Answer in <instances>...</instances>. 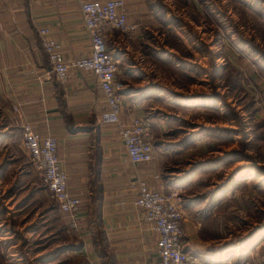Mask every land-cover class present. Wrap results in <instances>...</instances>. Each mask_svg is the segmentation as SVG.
<instances>
[{
  "label": "crops",
  "instance_id": "1",
  "mask_svg": "<svg viewBox=\"0 0 264 264\" xmlns=\"http://www.w3.org/2000/svg\"><path fill=\"white\" fill-rule=\"evenodd\" d=\"M79 1L0 0V196L7 191L5 202L13 199L5 175L12 167L22 171V153L26 151L21 145L20 123L27 122L40 134L51 133L56 139L66 188L80 200L76 230H70L67 214L49 197L72 236L69 242L76 245L72 249L78 251L84 264H149L157 258V234L134 203L137 180L161 190L183 189L184 183L192 182V176L186 179L181 170L173 169L179 160L171 154L190 153L201 144L200 137L193 138L184 149L166 143L177 137L168 132L167 117L163 116L172 100L169 92L186 86L175 80L176 72L182 74L186 69H176L174 63L171 6L174 9L175 3H180L199 12L197 0L166 1L165 7L160 0H123L132 28L127 32L104 29L105 44L116 61L119 119L127 124L136 118L143 121L152 144L151 159L135 163L127 158L117 124L101 121L105 101L94 75L69 67L64 80L56 79L41 47L37 28L46 26L65 59L89 53ZM30 168L41 182L32 165ZM44 192L48 194L46 188ZM194 194L189 191L182 205L183 248L200 259L223 262L222 250L210 251L208 247V242L217 239L208 236L206 227L210 214L203 205L209 196L195 201V205L191 201ZM6 231L3 229L0 237L8 239L11 232L1 234ZM13 258V264H24L20 258Z\"/></svg>",
  "mask_w": 264,
  "mask_h": 264
},
{
  "label": "rangeland",
  "instance_id": "2",
  "mask_svg": "<svg viewBox=\"0 0 264 264\" xmlns=\"http://www.w3.org/2000/svg\"><path fill=\"white\" fill-rule=\"evenodd\" d=\"M161 1L165 7L172 0ZM197 5L199 12L180 3L170 10L174 63L186 69L175 80L186 86L169 92L163 116L177 138L166 143L184 149L201 139L190 153L171 154L179 160L173 169L193 179L174 190L181 208L189 191L195 192L194 203L209 196L203 205L210 214L206 227L217 239L208 247L220 248L225 264H264V0ZM22 155V171L12 167L5 175L13 199L5 202L7 191L0 196V232L11 234L0 237V264H13V257L24 264H84L29 156Z\"/></svg>",
  "mask_w": 264,
  "mask_h": 264
},
{
  "label": "built area",
  "instance_id": "3",
  "mask_svg": "<svg viewBox=\"0 0 264 264\" xmlns=\"http://www.w3.org/2000/svg\"><path fill=\"white\" fill-rule=\"evenodd\" d=\"M79 12L89 39V53L72 59H65L58 43L49 36L46 26H39L40 43L58 80H64L69 67L90 71L102 91L105 108L101 121L115 123L130 162H146L152 157V144L143 121L136 118L131 124L119 119L121 96L119 83L114 79L116 61L104 41V29L111 27L120 32L132 28L126 18L123 0H81ZM16 110V105L12 106ZM21 145L40 177L49 195L60 211L67 214V224L74 231L76 213L80 200L66 188V174L56 155V139L51 133L40 134L27 122L20 123ZM134 203L141 209L142 217L148 221L157 236L154 241L157 258L149 264H225L219 260L200 259L183 248L182 219L184 211L176 190H161L149 187L143 180H137V195Z\"/></svg>",
  "mask_w": 264,
  "mask_h": 264
},
{
  "label": "trees",
  "instance_id": "4",
  "mask_svg": "<svg viewBox=\"0 0 264 264\" xmlns=\"http://www.w3.org/2000/svg\"><path fill=\"white\" fill-rule=\"evenodd\" d=\"M254 2H255V1H253V3H254ZM247 3H248V2H247ZM252 8H253V7H252ZM260 66H261L262 68H264V65H263V64H261ZM43 186H44V185H43ZM44 187H45V186H44ZM71 246H76V245H71ZM73 248H74V247H73ZM51 260H53V258H49V259H48V261H51Z\"/></svg>",
  "mask_w": 264,
  "mask_h": 264
}]
</instances>
